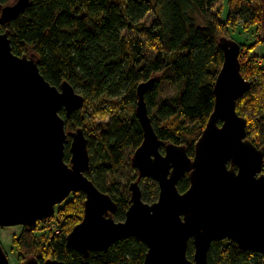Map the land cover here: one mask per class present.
Here are the masks:
<instances>
[{
	"label": "trees",
	"instance_id": "trees-1",
	"mask_svg": "<svg viewBox=\"0 0 264 264\" xmlns=\"http://www.w3.org/2000/svg\"><path fill=\"white\" fill-rule=\"evenodd\" d=\"M15 1L0 0V5ZM218 1L30 0L16 20L0 23V33H9L15 55H34L41 74L52 86L59 88L68 82L85 98L83 109L70 118L65 111L60 115L68 133L84 130L91 159L86 176L117 204V222L125 221L131 206L130 186L139 180L131 162L144 140L136 115L138 87L156 80L153 90L145 95L155 132L165 143L187 146L193 158L195 144L214 111V86L224 62L221 40L231 39L240 22L251 27L263 24L258 0H231L226 20L211 14ZM150 13L155 17L151 24L145 21ZM260 45L264 46V37L251 46L241 45V71L251 89L237 101L236 110L247 121L248 139L264 149V55L253 53ZM162 83L174 84L177 93L158 106ZM98 117L100 122L95 121ZM70 158L68 145L65 161L70 163ZM126 167L130 178L121 188L115 184V176ZM139 185L145 203L157 202L160 188L155 181L141 179ZM177 187L182 194L189 190L188 174ZM85 200L83 193L71 195L56 207L47 224L39 223L33 232L23 228L13 240L17 260L21 263L34 257L40 263L53 259L67 264H144L148 247L134 237L88 256L67 247L69 234L83 219ZM187 256L194 260L193 240ZM208 263L264 264V257L225 239L212 243Z\"/></svg>",
	"mask_w": 264,
	"mask_h": 264
},
{
	"label": "water",
	"instance_id": "water-1",
	"mask_svg": "<svg viewBox=\"0 0 264 264\" xmlns=\"http://www.w3.org/2000/svg\"><path fill=\"white\" fill-rule=\"evenodd\" d=\"M29 5L30 0L0 5V23L13 22ZM221 45L214 111L193 158L187 146L165 143L155 132L145 95L156 80L138 87L136 115L144 140L131 162L139 180L152 179L160 193L157 202L145 203L139 180L132 183L131 206L125 221L117 222V204L86 176L91 159L84 130L68 133L60 115L65 111L70 118L85 98L68 82L52 86L36 57L15 55L9 33H0V228L33 232L72 194L83 193L84 216L67 247L85 256L134 237L148 247L144 264H209L212 243L225 239L264 257V149L248 139L247 121L236 110L251 83L242 75L241 45L227 38ZM186 174L190 188L182 194L177 186ZM191 240L193 261L187 256ZM0 264H9L1 244ZM20 264L67 263L31 257Z\"/></svg>",
	"mask_w": 264,
	"mask_h": 264
},
{
	"label": "rangeland",
	"instance_id": "rangeland-1",
	"mask_svg": "<svg viewBox=\"0 0 264 264\" xmlns=\"http://www.w3.org/2000/svg\"><path fill=\"white\" fill-rule=\"evenodd\" d=\"M16 1L14 3H16ZM257 2L263 10L262 11L263 24L258 22L251 27V25H247L240 22L239 25H237L238 27L233 29L231 32V39L236 41L240 45L251 46L253 43L260 40V38L264 37V0H258ZM230 3L231 0H219L217 3L213 5L211 14L215 16H219L222 20H226L229 13ZM154 20L155 17L152 13H150L145 19V21L149 24L153 23ZM244 52L246 53V51ZM158 90H159V100L157 102L158 106L164 104V102H166L169 97L177 93V87L171 83H162ZM88 112L89 113L92 112V105L89 106ZM151 112L154 114L155 109L152 110ZM106 118L107 117H105L104 119ZM101 120L102 119L100 117L95 119L96 122H100ZM129 178H130V170L126 167L121 171H119L118 174L115 176V184H117L121 188H125ZM51 219H49L47 223ZM42 225L44 226L45 224ZM51 225L52 227H54L56 223L52 222ZM22 229L23 227L0 228V244L2 245L3 249L8 255L9 264H20V262L17 260L16 252L13 250V240L14 238L20 236Z\"/></svg>",
	"mask_w": 264,
	"mask_h": 264
},
{
	"label": "crops",
	"instance_id": "crops-1",
	"mask_svg": "<svg viewBox=\"0 0 264 264\" xmlns=\"http://www.w3.org/2000/svg\"><path fill=\"white\" fill-rule=\"evenodd\" d=\"M253 53L257 56L264 55V46L262 45L258 46Z\"/></svg>",
	"mask_w": 264,
	"mask_h": 264
},
{
	"label": "flooded vegetation",
	"instance_id": "flooded-vegetation-1",
	"mask_svg": "<svg viewBox=\"0 0 264 264\" xmlns=\"http://www.w3.org/2000/svg\"><path fill=\"white\" fill-rule=\"evenodd\" d=\"M77 194V193H76ZM74 194H72V196H73Z\"/></svg>",
	"mask_w": 264,
	"mask_h": 264
},
{
	"label": "built area",
	"instance_id": "built-area-1",
	"mask_svg": "<svg viewBox=\"0 0 264 264\" xmlns=\"http://www.w3.org/2000/svg\"><path fill=\"white\" fill-rule=\"evenodd\" d=\"M260 64H261V62H260Z\"/></svg>",
	"mask_w": 264,
	"mask_h": 264
}]
</instances>
